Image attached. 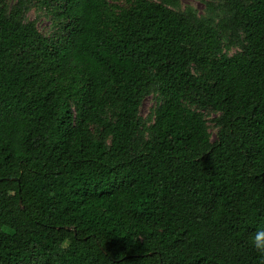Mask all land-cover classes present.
I'll return each instance as SVG.
<instances>
[{"label": "trees", "instance_id": "16d2710c", "mask_svg": "<svg viewBox=\"0 0 264 264\" xmlns=\"http://www.w3.org/2000/svg\"><path fill=\"white\" fill-rule=\"evenodd\" d=\"M203 1L0 0V264H264V0Z\"/></svg>", "mask_w": 264, "mask_h": 264}, {"label": "rangeland", "instance_id": "374dc122", "mask_svg": "<svg viewBox=\"0 0 264 264\" xmlns=\"http://www.w3.org/2000/svg\"><path fill=\"white\" fill-rule=\"evenodd\" d=\"M177 2L179 3V6L182 8L190 6L194 8L199 15L204 14V1L203 0H177ZM116 3L119 5H123L125 4V0H116ZM27 17L33 18L37 21V26L40 31H42L43 33L49 32V24H50L49 18L46 17L45 15H41L38 10L31 9L29 13L27 14ZM233 51H235V48H231L229 50V53H232ZM152 104H153L152 97L147 96L143 100L142 106L140 108L141 113L143 114L146 113ZM212 115L213 113L210 114V116ZM209 129H210L211 134L214 136L215 129L213 128V124L211 122H209Z\"/></svg>", "mask_w": 264, "mask_h": 264}, {"label": "clouds", "instance_id": "9594fccd", "mask_svg": "<svg viewBox=\"0 0 264 264\" xmlns=\"http://www.w3.org/2000/svg\"><path fill=\"white\" fill-rule=\"evenodd\" d=\"M250 244L258 252L264 254V228H258L250 235Z\"/></svg>", "mask_w": 264, "mask_h": 264}]
</instances>
